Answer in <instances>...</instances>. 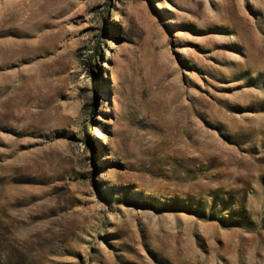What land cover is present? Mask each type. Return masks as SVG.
<instances>
[{
  "label": "rangeland",
  "instance_id": "374dc122",
  "mask_svg": "<svg viewBox=\"0 0 264 264\" xmlns=\"http://www.w3.org/2000/svg\"><path fill=\"white\" fill-rule=\"evenodd\" d=\"M0 264H264V0H0Z\"/></svg>",
  "mask_w": 264,
  "mask_h": 264
}]
</instances>
